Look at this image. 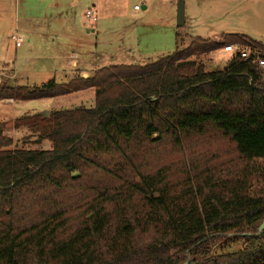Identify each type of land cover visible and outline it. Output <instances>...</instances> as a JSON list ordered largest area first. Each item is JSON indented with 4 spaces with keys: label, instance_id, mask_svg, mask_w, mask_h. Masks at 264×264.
<instances>
[{
    "label": "trees",
    "instance_id": "1",
    "mask_svg": "<svg viewBox=\"0 0 264 264\" xmlns=\"http://www.w3.org/2000/svg\"><path fill=\"white\" fill-rule=\"evenodd\" d=\"M184 26L154 62L0 83V101L95 90L94 107L16 118L22 141L50 147L0 123V264H264V70L253 56L193 59L226 44L264 57V43Z\"/></svg>",
    "mask_w": 264,
    "mask_h": 264
},
{
    "label": "rangeland",
    "instance_id": "2",
    "mask_svg": "<svg viewBox=\"0 0 264 264\" xmlns=\"http://www.w3.org/2000/svg\"><path fill=\"white\" fill-rule=\"evenodd\" d=\"M178 2L84 0L74 4L72 0H0V83L41 86L52 78L48 69L63 68L60 56L67 57L65 61L70 64L74 60L83 63L90 74L113 64L154 62L176 50V34L180 31ZM94 4L99 10L98 22L85 17ZM136 4L141 5L140 11H134ZM92 27L96 31H89ZM41 29L50 32L55 29L60 33L55 34V42L52 35L38 34L40 45L30 51L29 35ZM182 31L189 36L214 38L215 41L218 37L224 40L223 34L240 33L264 43V0H185ZM15 33L23 36L22 47L16 46L12 38ZM71 36L78 40L70 39ZM231 58L232 55L222 48L193 57L205 63L208 70L225 66ZM56 77L57 82L64 78L58 73ZM79 106L94 107L95 90L37 100L0 101V123H6L5 134L19 145L31 149L46 148L51 146L49 141L37 142L34 137L22 141L26 133L14 128L16 118L26 113ZM262 183L264 177L261 175L255 183L256 189Z\"/></svg>",
    "mask_w": 264,
    "mask_h": 264
},
{
    "label": "crops",
    "instance_id": "3",
    "mask_svg": "<svg viewBox=\"0 0 264 264\" xmlns=\"http://www.w3.org/2000/svg\"><path fill=\"white\" fill-rule=\"evenodd\" d=\"M82 1L84 0H72V2L74 4H79L81 3ZM95 5V4H94ZM144 9H146L147 7L146 6H143ZM98 10V9H97ZM135 11V10H134ZM98 17H99V10H98ZM131 14L135 15V12H131ZM99 19V18H98ZM103 19V18H102ZM101 19V20H102ZM98 22V21H97ZM17 30V28H16ZM31 30H34V29H31ZM96 31L95 28L92 27L91 30L89 31ZM57 33H60V32H57V30H53V31H49L48 29H41V30H35V31H32L29 35L30 37V40H29V45H28V49L30 51H33V50H36L38 48V46L40 45V42L41 40L38 38V34H44V35H52V41L55 42V39H54V36L55 34L57 35ZM22 36V35H21ZM70 39H73V40H78V38H76L75 36H72L70 37ZM24 43V42H23ZM17 46V45H16ZM23 44L19 47H22ZM75 57L77 56L76 54L74 55ZM57 58V56H55ZM59 58H61V61L63 62L62 64V67L60 70L59 69H48L47 72L51 74V77L53 79H55L57 81V77H56V74L58 73V75H62L64 78L62 80H60L58 83H61V84H65V83H68L70 81V79H72L73 77L75 76H78L79 74H83V77H88L89 75H91L89 73V71L83 67L84 64L83 63H80L76 60L72 61V63H68L65 61V59H67V57H64V56H60ZM6 64V63H5ZM8 64V63H7ZM17 75H18V78H19V74L17 72H15ZM50 78V79H52ZM90 90H94V88H89ZM87 89V90H89ZM87 90H81V91H77V92H84V91H87ZM76 92V93H77ZM74 93V92H72ZM70 94V93H69ZM14 99H3L1 100V102H12Z\"/></svg>",
    "mask_w": 264,
    "mask_h": 264
},
{
    "label": "built area",
    "instance_id": "4",
    "mask_svg": "<svg viewBox=\"0 0 264 264\" xmlns=\"http://www.w3.org/2000/svg\"><path fill=\"white\" fill-rule=\"evenodd\" d=\"M146 2V0H144ZM135 11L141 10V5L136 4L134 6ZM98 10L96 5H93L91 8H89L86 13L85 17L92 21L97 22L98 21ZM13 40H15V43L17 47L21 46L24 42L23 36L19 35L18 33H15L12 35ZM223 40L218 37L217 42H222ZM222 51L225 53H230L232 56L240 55L242 58L248 59L249 57L253 56L254 60L257 62L258 66L264 70V57L261 56V52L257 49L252 48L251 46H246L243 44H229L225 45L222 48Z\"/></svg>",
    "mask_w": 264,
    "mask_h": 264
},
{
    "label": "water",
    "instance_id": "5",
    "mask_svg": "<svg viewBox=\"0 0 264 264\" xmlns=\"http://www.w3.org/2000/svg\"><path fill=\"white\" fill-rule=\"evenodd\" d=\"M177 25L179 27H182L185 25V0H179L178 2ZM263 230H264V221L259 228L258 234L260 235L263 232ZM188 263L189 261L184 264H188Z\"/></svg>",
    "mask_w": 264,
    "mask_h": 264
}]
</instances>
